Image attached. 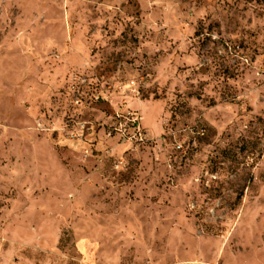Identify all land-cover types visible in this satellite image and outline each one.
I'll return each instance as SVG.
<instances>
[{"label":"rangeland","instance_id":"obj_1","mask_svg":"<svg viewBox=\"0 0 264 264\" xmlns=\"http://www.w3.org/2000/svg\"><path fill=\"white\" fill-rule=\"evenodd\" d=\"M0 264H264V0H0Z\"/></svg>","mask_w":264,"mask_h":264},{"label":"built area","instance_id":"obj_2","mask_svg":"<svg viewBox=\"0 0 264 264\" xmlns=\"http://www.w3.org/2000/svg\"><path fill=\"white\" fill-rule=\"evenodd\" d=\"M136 119H137V118H133L132 121L134 122ZM133 124H136V122H134ZM133 124H132V125H133ZM129 137H130V136H128L127 138H129Z\"/></svg>","mask_w":264,"mask_h":264}]
</instances>
